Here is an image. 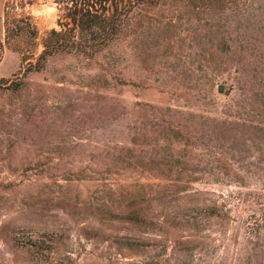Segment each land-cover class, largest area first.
<instances>
[{
    "label": "rangeland",
    "instance_id": "1",
    "mask_svg": "<svg viewBox=\"0 0 264 264\" xmlns=\"http://www.w3.org/2000/svg\"><path fill=\"white\" fill-rule=\"evenodd\" d=\"M75 1L0 0V264H264V0L137 4L38 63Z\"/></svg>",
    "mask_w": 264,
    "mask_h": 264
},
{
    "label": "trees",
    "instance_id": "2",
    "mask_svg": "<svg viewBox=\"0 0 264 264\" xmlns=\"http://www.w3.org/2000/svg\"><path fill=\"white\" fill-rule=\"evenodd\" d=\"M78 2L75 1L76 4H79V8L75 6L74 9L80 14L73 15L72 19L79 26V36L68 41L69 38H65L62 32L52 30L44 39V49L39 54L38 63L46 53L70 45L93 52L95 44L108 41L116 33L122 19L132 6L156 3L158 0H80V3ZM106 2H110L109 6H105ZM88 35L90 37L86 39Z\"/></svg>",
    "mask_w": 264,
    "mask_h": 264
},
{
    "label": "water",
    "instance_id": "3",
    "mask_svg": "<svg viewBox=\"0 0 264 264\" xmlns=\"http://www.w3.org/2000/svg\"><path fill=\"white\" fill-rule=\"evenodd\" d=\"M218 89L219 90H222V85L221 84L218 86Z\"/></svg>",
    "mask_w": 264,
    "mask_h": 264
}]
</instances>
